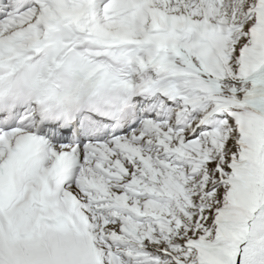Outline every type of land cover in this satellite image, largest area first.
<instances>
[{
  "label": "snow or ice",
  "instance_id": "snow-or-ice-1",
  "mask_svg": "<svg viewBox=\"0 0 264 264\" xmlns=\"http://www.w3.org/2000/svg\"><path fill=\"white\" fill-rule=\"evenodd\" d=\"M0 264H264V0H0Z\"/></svg>",
  "mask_w": 264,
  "mask_h": 264
}]
</instances>
